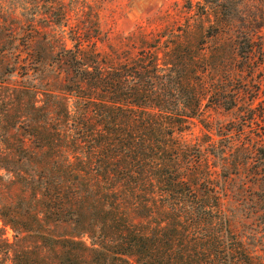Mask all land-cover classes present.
Masks as SVG:
<instances>
[{"label": "trees", "instance_id": "obj_1", "mask_svg": "<svg viewBox=\"0 0 264 264\" xmlns=\"http://www.w3.org/2000/svg\"><path fill=\"white\" fill-rule=\"evenodd\" d=\"M21 1L0 0L21 116L0 163L37 192L34 227L78 228L89 246L63 242L92 264H264V0H202L194 48L188 24L113 59L88 23L40 32Z\"/></svg>", "mask_w": 264, "mask_h": 264}, {"label": "rangeland", "instance_id": "obj_2", "mask_svg": "<svg viewBox=\"0 0 264 264\" xmlns=\"http://www.w3.org/2000/svg\"><path fill=\"white\" fill-rule=\"evenodd\" d=\"M201 3L202 0L21 1L22 8H31L34 14L33 20L40 32L44 28L58 26L65 20L71 26L88 23L87 25L91 26L93 31H98L99 44L102 45L100 51L110 55L112 59L116 52L124 51L131 45V38L136 37L137 34L148 36L164 28H173L177 30V33H181L188 24L193 31L184 39L191 44L190 47L194 48V43L202 30L193 26L196 21L193 15L197 12V5ZM203 29L206 30V25ZM206 41L209 43L208 40ZM3 80L5 76L0 73V83ZM9 96L12 98L11 101L3 103ZM15 98L14 91L0 87V115L10 111L5 123L0 125V152L7 150L5 146H1L7 137L6 133L12 135L10 138L12 145L16 144L18 121L21 116L17 110ZM198 133V130L194 131L195 136ZM2 165L0 163V264H92L91 255L82 246L65 245L63 242L67 239L78 242L81 240L89 246V241L85 237L77 236L78 228L57 229L53 226L54 221L51 220L46 224L48 230L44 228L45 225L41 229L34 227L35 218L39 216L35 202L37 192L30 187L25 188L20 185L15 175L1 169ZM8 178L11 180L8 181ZM90 223H94L92 218ZM100 235L99 230L91 234L94 243L99 241L97 237ZM53 237L61 239L66 250L64 246L55 245V242L51 243ZM61 255L62 257H59ZM73 255L79 256V259L76 261L70 258ZM107 257H109L108 264H122L118 260L114 262L109 254Z\"/></svg>", "mask_w": 264, "mask_h": 264}]
</instances>
